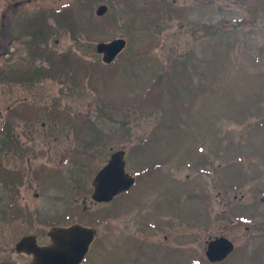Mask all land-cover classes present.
<instances>
[{
	"label": "rangeland",
	"instance_id": "rangeland-1",
	"mask_svg": "<svg viewBox=\"0 0 264 264\" xmlns=\"http://www.w3.org/2000/svg\"><path fill=\"white\" fill-rule=\"evenodd\" d=\"M22 1L0 0V54L11 53L0 57V135L9 128L3 121L13 102L24 119L18 131L33 124L38 138L54 131L60 125L55 119L63 108L68 110L64 104L69 100L62 96L59 115L52 116L55 100L61 98V87L52 81L25 89L22 84L29 77L17 73L12 85L9 71L29 65L30 52L44 51L52 62L53 51H66L72 42L80 55H90L87 62H98V43L128 41V50L116 62L122 70H108L106 84L99 80L91 86V75L88 81L71 84L69 113L93 119L89 125L84 119L75 122L82 130V151H90L88 141L97 145L98 153L84 161V169L80 161L62 166L56 186L48 171L43 187L32 186L29 200L41 194L36 203L45 213L47 229L55 218L84 207L76 201V186L82 182V192L88 191L94 171L106 163L111 148H127L130 173L156 161L155 153L162 152L164 159H173L172 181L163 179L165 174L159 178L164 181L143 177L127 195L90 211L88 221L98 228V238L85 264L199 262L205 241L216 232L237 245L236 253L222 264H264V0ZM64 3L72 7L56 15ZM102 4L109 10L98 17ZM54 15L58 30L47 27L44 34L50 37L41 38L38 25H50ZM39 89L47 96L40 106L17 103L25 98L31 103ZM94 91L103 95L101 100ZM43 106L51 116L28 113V107ZM94 124L102 133L92 131ZM34 141L43 149L48 146L47 141ZM140 154L143 164H138ZM202 155L211 174L195 163ZM39 158L35 163L42 166L45 157ZM8 200L0 185V209H7Z\"/></svg>",
	"mask_w": 264,
	"mask_h": 264
},
{
	"label": "flooded vegetation",
	"instance_id": "flooded-vegetation-1",
	"mask_svg": "<svg viewBox=\"0 0 264 264\" xmlns=\"http://www.w3.org/2000/svg\"><path fill=\"white\" fill-rule=\"evenodd\" d=\"M32 1L33 0H25L22 2L32 4ZM34 53L35 52L31 55L34 59L28 60L30 61L29 65L25 66L24 70L20 71L21 74H26L29 77L26 84H22L25 85V89H32L30 87L34 86L36 82L41 81V74L47 70L62 73L59 71L61 66L56 67L47 65L45 58L35 55ZM16 69L15 66H12L11 72L13 76L18 72ZM31 74H35L36 77H31ZM15 83V78H13L12 85ZM55 84L58 85V82H55ZM58 90L62 97L64 93L63 89L59 88ZM65 93L66 99L70 96V98L67 99L69 101L66 108H71L73 103H71L70 100L73 101L74 94L69 87L65 89ZM46 99L47 96L40 90V92L35 91L33 93L31 103H29V98L19 99L17 103L20 105L28 104L40 106ZM14 106L15 102L12 104V107ZM52 137L54 138L53 141L50 140ZM5 138L3 147L0 149V152L3 153V155H0V185L7 191L9 200L7 209H0V264H30L33 260V256L28 251L32 250V246L44 247L50 244L48 231L52 227L57 226H52L53 224L60 223L58 225H70L74 223H84V218L88 221L90 211H92L95 205L104 204H98L92 199L94 178L90 181V185L88 184V191L86 192H82L83 184L79 182L76 186V195L79 199L77 198L76 201L81 200L84 207L80 210L67 211L63 218H55L53 223H49V229H47L46 217L42 215L45 213H41V208L38 207L36 203L41 199V194L36 193L35 199L30 201L28 192L32 190V186L36 188L44 186L46 181H43V178H46L47 171L48 174H51L50 179L52 181L50 182H52L53 186H56V181H58L57 175L63 173V171H61L62 166L73 165L78 159L84 162L85 160L95 159L96 157H94L93 154L88 156V151H82L84 146L77 145L79 138H81L77 130H62L57 128L49 132V134L43 138H38L35 134L33 124H26L21 131L13 130L11 135L9 137L7 135ZM34 140L47 141L48 146L43 149L40 146L34 145ZM59 145H61L60 149ZM92 148L94 149V146H92ZM60 150L62 151L60 152ZM112 151H114L113 148L110 149L107 162L111 157ZM96 153H98V151ZM155 155L158 156L156 161L145 162L144 164L146 165L139 170L140 176H151L160 181H164L163 179L170 180V171H173V169L172 167L169 168V166L171 165L170 162L173 163V159L169 160L167 157V161H165L161 153H156ZM39 157H45V162L41 160L42 166L35 163L36 159H40ZM57 159L59 160L57 161ZM140 160V164H143L141 155ZM148 164L152 165L149 166ZM163 174H165L164 176L166 177H163ZM161 177H163V179H159ZM219 195L220 194H218L217 197ZM58 220L61 221L57 222ZM221 236L227 235L216 232L208 237L203 248L204 259H199V262H202V260L207 261L206 252L208 242ZM27 238L30 239L27 250L19 249V245ZM173 249L175 250V247Z\"/></svg>",
	"mask_w": 264,
	"mask_h": 264
},
{
	"label": "water",
	"instance_id": "water-1",
	"mask_svg": "<svg viewBox=\"0 0 264 264\" xmlns=\"http://www.w3.org/2000/svg\"><path fill=\"white\" fill-rule=\"evenodd\" d=\"M106 6L98 9V15L107 12ZM126 47V40L117 39L110 43L98 45V52L104 54L105 62L111 63ZM124 151L112 156L109 164L100 171L94 181L95 192L93 198L99 202H108L113 197L129 190L134 184L132 176L126 173ZM96 230L74 225L69 228H53L49 232L52 245L46 248L32 246L29 251L34 255L31 264H80L87 255L90 245L96 237ZM30 239L19 245V249L27 250ZM234 251L231 241L222 237L209 244L207 256L212 262L225 260Z\"/></svg>",
	"mask_w": 264,
	"mask_h": 264
}]
</instances>
